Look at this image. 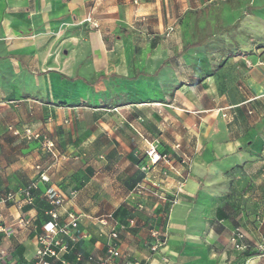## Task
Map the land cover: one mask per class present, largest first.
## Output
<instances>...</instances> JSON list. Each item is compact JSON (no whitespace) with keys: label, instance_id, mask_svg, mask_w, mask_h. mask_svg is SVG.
<instances>
[{"label":"crops","instance_id":"obj_1","mask_svg":"<svg viewBox=\"0 0 264 264\" xmlns=\"http://www.w3.org/2000/svg\"><path fill=\"white\" fill-rule=\"evenodd\" d=\"M212 1L0 0V264H36L37 236L56 209L51 189L66 201L61 223L81 217L52 264H97L113 229L124 264H242L231 235L241 228L256 239L264 223V114L235 108L252 99L207 114L187 86L165 94L178 18ZM89 13L98 28L83 23ZM149 54L161 66L141 76L131 60ZM26 129L41 139L28 140ZM151 144L174 167L161 162L150 175L159 193L177 194L174 205L134 193ZM30 186L33 204L22 193ZM8 194L15 198L4 203ZM153 231L165 241L156 253Z\"/></svg>","mask_w":264,"mask_h":264},{"label":"rangeland","instance_id":"obj_2","mask_svg":"<svg viewBox=\"0 0 264 264\" xmlns=\"http://www.w3.org/2000/svg\"><path fill=\"white\" fill-rule=\"evenodd\" d=\"M178 24V38L170 42V55L163 63L171 67L168 78L172 82L165 89L166 96L177 97L187 86L189 97L202 100L207 114L225 108L223 114L227 115L231 106L249 99L252 101L246 106L235 108L250 110L253 116L264 114V0H213L201 14L193 10L181 14ZM135 52H140L138 47ZM162 60L149 54L140 61L133 58L131 64L140 65L143 73L139 75L148 77L151 73L146 70H157ZM263 229L264 223L261 235L255 234L259 239L241 229L244 237L240 244L254 243L243 250L232 245L231 235V246L242 264H264Z\"/></svg>","mask_w":264,"mask_h":264},{"label":"built area","instance_id":"obj_3","mask_svg":"<svg viewBox=\"0 0 264 264\" xmlns=\"http://www.w3.org/2000/svg\"><path fill=\"white\" fill-rule=\"evenodd\" d=\"M83 23L91 24L93 28H98L99 25L96 23L92 14L89 13L87 17L83 20ZM25 137L28 140H39L41 135L32 131L31 129H26ZM43 146L52 154L55 155V144L52 140L45 138L43 140ZM1 150V147H0ZM146 156L149 158L150 163L147 166H144L143 171L145 172V177L141 183H139L134 189V193L138 196H144L146 194L153 195L158 199L169 202L170 205H174L177 202V194H164L159 193L160 185L156 181L155 177H151V172L154 166L163 162L168 165V169L173 170L174 167L170 165V157L167 154H161L157 146L151 144L148 150L146 151ZM166 174V173H165ZM167 175V174H166ZM41 180L48 181L45 174H41ZM32 186L23 190L22 193L26 195L27 202L33 204L34 198L32 196ZM47 199L53 204L56 209L51 211L50 220L42 226V232L37 236L38 248L36 252V264H52L51 260H58L61 253H66L68 251V245L64 243V237L73 238L72 232L76 230L79 226L81 217L75 213H70L66 222L61 223L59 220L58 209H61L65 206V199L57 191L50 190L47 195ZM15 198V194H8L3 197L2 201L7 203ZM144 209V205L140 203L135 210ZM108 219H113V215H109L101 219V222L106 223ZM134 219L130 220V224H134ZM19 227H28L31 226V222L25 219H20L17 223ZM5 232V227L0 225V233ZM153 238L157 239L156 243L151 247V251L156 253L160 248L165 245V241L159 240V235L157 231L152 232ZM119 233L116 229H113L110 234V243L107 246L106 254L98 259L97 264H124V255L120 248ZM243 233L240 228H237L231 237L232 245L238 249L243 250L246 247L241 245L243 239ZM7 256V251L0 247V263L4 261ZM141 264V263H135Z\"/></svg>","mask_w":264,"mask_h":264},{"label":"trees","instance_id":"obj_4","mask_svg":"<svg viewBox=\"0 0 264 264\" xmlns=\"http://www.w3.org/2000/svg\"><path fill=\"white\" fill-rule=\"evenodd\" d=\"M223 63H224V62H222V64H223ZM160 153H161V152H160ZM161 154H163V155H164V154H166V153H161ZM167 155H168V154H167ZM254 255H256V254H254Z\"/></svg>","mask_w":264,"mask_h":264}]
</instances>
